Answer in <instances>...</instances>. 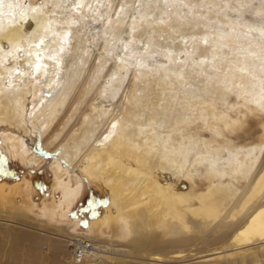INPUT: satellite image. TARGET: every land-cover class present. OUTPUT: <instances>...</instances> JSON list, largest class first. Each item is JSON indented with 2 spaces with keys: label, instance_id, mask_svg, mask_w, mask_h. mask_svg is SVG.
<instances>
[{
  "label": "bare ground",
  "instance_id": "6f19581e",
  "mask_svg": "<svg viewBox=\"0 0 264 264\" xmlns=\"http://www.w3.org/2000/svg\"><path fill=\"white\" fill-rule=\"evenodd\" d=\"M253 1L76 0L68 7L82 19L109 18L100 37L103 52L93 49L90 54L86 35L75 40L82 19L66 17L70 0H0V125L18 130L0 129L1 150L9 160L33 170L44 163L43 153L57 152L74 168L82 162L83 174L103 185L120 213L124 209L127 215H139L132 228L123 225L125 235L108 236L100 222L90 234H78L67 225L50 223L48 217H32L30 206L23 205L28 186L17 183L6 210L0 209V240L27 242L34 253L48 245L63 264H264V143L222 153L198 147V162L208 163L218 186L209 190L195 212L182 214L174 208L169 219V205L161 211L151 205V210L143 207L132 213L134 204L149 192L156 170L188 174L190 150L181 135L171 132L163 137L158 130L191 117L215 128L228 124V113L217 112L216 102L205 103L194 92L222 85L223 98L234 93L264 111V22L243 18L247 8H254ZM209 4L215 14L206 16L198 7ZM105 5L109 11L103 15ZM47 6L53 7L51 16ZM184 6L194 21L183 15ZM219 7L224 13L218 15ZM231 10L237 12L235 19L227 17ZM254 11L261 19L264 3ZM203 18L206 28L199 24ZM83 23L84 30L93 31ZM155 52L170 64L149 73L147 59ZM190 56L198 57L189 68H196L199 78L187 75ZM209 69L213 76H207ZM131 72L133 80L122 94L113 90L111 97L120 93L116 101H106V79ZM173 76L182 82L177 90ZM106 102L114 107L109 116L101 110ZM29 136L39 139L42 156L31 151ZM125 155L130 157L128 167ZM60 165L53 167L55 179L49 187L54 194L62 188L63 205L72 206L82 182L77 180L75 189L63 184ZM226 178L247 180L246 188L233 194ZM18 192L23 203L17 210L12 205ZM227 195L234 197L230 205L223 199H229ZM50 213L56 210L48 209Z\"/></svg>",
  "mask_w": 264,
  "mask_h": 264
},
{
  "label": "rangeland",
  "instance_id": "374dc122",
  "mask_svg": "<svg viewBox=\"0 0 264 264\" xmlns=\"http://www.w3.org/2000/svg\"><path fill=\"white\" fill-rule=\"evenodd\" d=\"M73 1L76 2V0H70V3L67 4L69 12L66 14L68 15L66 17L70 20L72 18L82 19L81 16L74 14L72 10L70 11V8L72 7L71 5L74 4ZM149 3H151V1H149ZM237 3L238 2H234V5H237ZM260 3H264V0H254L252 3L254 8L251 10L250 8H247L245 13L243 14V18L253 22H264V12L263 15L257 14L259 15V17H261V19H257L254 13V9H258ZM68 5H70L71 7H68ZM192 5L194 4H191V6ZM198 8L200 11H206V16L215 14L213 13V5H200ZM221 10L222 8L219 7L218 15L220 13H224V11ZM46 11L51 16L53 7L47 6ZM107 11H109V7L108 5H105L101 13L104 15ZM181 12L189 20L194 21V19H191V17L194 18V16L189 14L188 7L184 6ZM110 14L112 16L113 11H111ZM227 17L235 19V17H237V12L231 10L228 12ZM197 19L202 18L199 17ZM163 20L167 21L168 19H166V17H163ZM107 21H109V18L107 17H105L104 21L102 20L98 22H95L92 16L82 19L76 27L77 33H75V40L78 41L82 35H86V44L89 45L87 46V52L93 54V49L99 50L101 48L100 37L102 36L101 34L107 24ZM81 23L92 26V29L94 28L93 31H88V29L84 30ZM213 23L215 22H212V24ZM199 24L203 28H206L208 26V22L205 21V18H203V21H201ZM213 25H216V23ZM164 26L165 25H163V27ZM212 27L213 26H211V28ZM225 27L229 28L227 26ZM199 39L200 37H197V41H199ZM77 44L78 42H76L73 46L74 51L76 50ZM100 52L103 51L101 50ZM155 55H157V52L151 54V57L147 59V66L145 67V69L148 70L149 73L155 71V69H159L162 65L166 66L170 64V59L164 56V54L161 53V55ZM197 61V56H190V61L187 67L189 68ZM89 62L91 61L89 60ZM111 62L112 63H110V65L113 64V61ZM114 64H117V62H115ZM123 64L124 63H119L120 66H122ZM132 69L136 71L134 67ZM194 71H196V68H189L187 75L189 77L195 78H199L202 76H198L194 73ZM113 74H111L104 83L107 91H110L109 94L107 93L106 97L103 96L104 99L108 102L116 101L117 97L120 95L119 93L117 97H111L113 90L119 89L121 90L122 94V92L127 88L134 77V72L133 74L132 72L129 73L128 76L127 73H122V75H119L117 79L114 78L113 80H111ZM126 76L127 79L124 80ZM154 76H156V74ZM207 76H213V70L209 69ZM171 80H173L172 87L176 90L179 89L180 83H182L181 80H176L175 76H173ZM166 81L169 80L166 79ZM108 83L110 84L108 85ZM221 88L222 85L214 84L213 87H210L206 90H201V88L194 93L197 94L198 98L203 99L205 103L216 102L218 110H216L217 112L220 113L222 111L225 112V114L228 113L227 115H229L230 117V119H228V124L221 123L218 127L215 128L212 126H207L203 121L191 117L190 120H177L169 128H161L160 130H158L160 136L163 137H169L171 132H173V135L179 134L178 137H180L181 135V139L185 141L184 143L186 147H188L190 150L186 169L188 174L186 176L178 175V177L177 175L174 176L172 173H169L167 171L163 172L161 169L156 170L154 181L151 182L148 187L149 192L143 195L141 200L134 204L135 206L132 209L134 212L132 211V213L138 214L136 212H139V210L143 207L151 210V205H156V209L158 211H161L164 205H169L168 213L165 214V216L167 215L166 217L170 216L169 219H171V216L172 219L174 217V208H177V210L182 212V214L195 212L198 206L203 205V199L204 197L208 196L209 190H211L212 188L214 189L218 186V181L211 180L213 178L209 172L208 163L198 162V156L196 154L198 151V147H200L201 149L217 150L218 152L222 153L223 151H225V149H232L233 147L248 146L254 143H264V111L260 110L253 104L244 102L242 98H238L234 93H231L230 96L223 98L219 94V90ZM195 102H197V100ZM101 110L106 113L105 115L109 116V114L114 110V107L111 103L106 102L102 105ZM0 129L18 132L16 128L6 126L4 124L0 125ZM27 139L31 151L42 156V149L40 148L39 139L30 136L27 137ZM114 146L115 144L113 145V147ZM127 150H130V148L128 147ZM53 153H43V158L45 160L44 163L39 168L33 170L31 167L21 163L20 161L9 160L0 148V209H2L4 205L9 203V198L11 197L10 195L11 193H13V191L11 192V190H13V185L16 183H21L27 184L26 186H28L29 189V192L24 193V195L28 196H24L26 199V203L23 205L30 206L29 210L32 213V217L37 220H47L48 218H50V223L64 226L67 225V227L74 228L75 232L82 235L90 234L92 232L91 229H93V227H95L96 224L100 222L102 223L103 227H106L108 236L111 237L115 236V234L118 232L120 236L125 235L122 232L123 225L126 226V229H130L135 226L136 222L139 220V215H127L126 211H123L124 209H122L120 213V210H118L116 206H113L110 200L107 199L103 189V185L101 183H92V181L85 174H83V170L85 168L84 163L81 162L79 166L74 168L66 161V159L61 158L57 154V152ZM125 156L126 157L124 159V165L125 167H128V165L131 164L129 159L130 157L129 155ZM57 162L61 164L60 171L61 174L64 175L62 181L63 184L68 183V185L71 186L72 189H75L77 185L76 181L80 180L82 182L81 194L74 200L75 202H73L72 206L63 205L62 188L59 189L56 194H54L51 192V187H49L51 186L50 184L52 180L54 181L55 179L54 171L52 169L54 166H56ZM240 179L241 178L230 181L229 178H226L223 181L225 182V184H229L230 186L231 184H233V187H231V189H234H232V193L235 194L236 192L242 191L244 188H246L247 180L241 181ZM131 189L132 185L129 186V190ZM17 194L18 195L13 202L14 205L12 206L13 208L15 207V209L18 210L19 205H21L19 204V202L23 203V197L20 196L19 192ZM227 197L229 199H227L226 197L223 198L224 202L230 205L234 200V197L230 195H227ZM123 205L127 204L124 203ZM172 205H174V207L171 210ZM220 206L225 207L226 205L222 203V205ZM51 208L56 210V213H50L48 215V209ZM2 210H6L5 207ZM128 213H130V211ZM115 220L118 221V224L120 226H116ZM162 223L164 224V222ZM30 246L31 244L27 242L17 245L15 242L12 244L8 241L0 240V263H64L62 257L55 250H52V248H50L48 245H43L36 251V253H34V250L31 249ZM69 248L70 251L75 250L74 246L70 245ZM34 254L38 255V261H34Z\"/></svg>",
  "mask_w": 264,
  "mask_h": 264
},
{
  "label": "snow or ice",
  "instance_id": "6c2138e0",
  "mask_svg": "<svg viewBox=\"0 0 264 264\" xmlns=\"http://www.w3.org/2000/svg\"><path fill=\"white\" fill-rule=\"evenodd\" d=\"M77 6H79V5H77ZM37 67H39V65Z\"/></svg>",
  "mask_w": 264,
  "mask_h": 264
},
{
  "label": "crops",
  "instance_id": "0c3cea01",
  "mask_svg": "<svg viewBox=\"0 0 264 264\" xmlns=\"http://www.w3.org/2000/svg\"><path fill=\"white\" fill-rule=\"evenodd\" d=\"M17 184V183H16Z\"/></svg>",
  "mask_w": 264,
  "mask_h": 264
}]
</instances>
